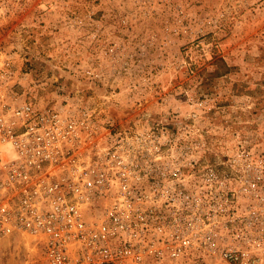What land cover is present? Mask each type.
Segmentation results:
<instances>
[{
  "label": "built area",
  "instance_id": "obj_1",
  "mask_svg": "<svg viewBox=\"0 0 264 264\" xmlns=\"http://www.w3.org/2000/svg\"><path fill=\"white\" fill-rule=\"evenodd\" d=\"M31 6L0 0V18ZM119 19L129 31L130 15ZM114 40L103 49L120 64L113 75L135 67L128 99L154 96V74ZM15 56L0 48V246L31 237L46 264H264V132L211 122L213 99L190 92L127 122L79 91L41 103L22 91ZM86 73L108 79L92 66ZM0 264L10 263L0 256Z\"/></svg>",
  "mask_w": 264,
  "mask_h": 264
},
{
  "label": "rangeland",
  "instance_id": "obj_2",
  "mask_svg": "<svg viewBox=\"0 0 264 264\" xmlns=\"http://www.w3.org/2000/svg\"><path fill=\"white\" fill-rule=\"evenodd\" d=\"M132 1L54 0L50 11L32 0L28 15L0 18V48L16 54L22 91L41 103L79 91L94 106L105 104L117 122L156 116L163 105L182 104L190 92L213 99L205 115L211 122H248L249 132H264V0H153L141 8ZM121 13L131 17L129 31L118 25ZM75 17L85 18L83 27ZM25 18L28 27L22 26ZM114 39L130 44L122 51L141 60L142 73L154 74V96L135 104L128 99L126 75L135 67L113 75L120 64L103 49ZM89 66L108 79L88 78ZM136 86L147 87L137 78ZM114 91L121 93L112 96ZM8 243L0 246V256L10 264H46L40 247Z\"/></svg>",
  "mask_w": 264,
  "mask_h": 264
},
{
  "label": "bare ground",
  "instance_id": "obj_3",
  "mask_svg": "<svg viewBox=\"0 0 264 264\" xmlns=\"http://www.w3.org/2000/svg\"><path fill=\"white\" fill-rule=\"evenodd\" d=\"M21 240H19L20 242ZM22 241H25V246L26 247H29L30 248V244H31V237H25V240H22ZM31 250V249H29ZM34 250V249H33ZM11 260V258H9ZM12 261V260H11ZM16 264V262H14Z\"/></svg>",
  "mask_w": 264,
  "mask_h": 264
}]
</instances>
